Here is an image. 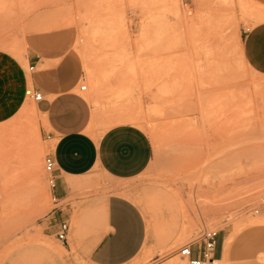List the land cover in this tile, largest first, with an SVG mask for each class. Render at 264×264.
Returning a JSON list of instances; mask_svg holds the SVG:
<instances>
[{
	"label": "rangeland",
	"instance_id": "obj_1",
	"mask_svg": "<svg viewBox=\"0 0 264 264\" xmlns=\"http://www.w3.org/2000/svg\"><path fill=\"white\" fill-rule=\"evenodd\" d=\"M261 22L264 0H0V264H89L38 226L55 205L25 76L28 38L50 33L72 37L90 128L130 123L151 140L141 175L98 173L76 191L141 208L147 240L128 264H188L179 249L204 227L218 231L217 259L234 235L228 264H264V76L242 53Z\"/></svg>",
	"mask_w": 264,
	"mask_h": 264
},
{
	"label": "crops",
	"instance_id": "obj_2",
	"mask_svg": "<svg viewBox=\"0 0 264 264\" xmlns=\"http://www.w3.org/2000/svg\"><path fill=\"white\" fill-rule=\"evenodd\" d=\"M262 36L264 22L246 32L242 53L246 65L264 76ZM72 43L71 35L65 33L28 38L27 59L34 70L25 76V84L43 95L42 100L35 101V107L45 127L49 154L55 160L51 194L59 199L39 222L40 236L56 243L60 223L68 221V241H59L65 249L71 251L73 247L89 264H128L141 254L147 240V220L141 208L121 193L82 202L76 191L83 178L98 173L113 182L135 179L151 162L152 143L143 129L130 123L112 125L103 131L90 128L91 106L80 93L82 63L69 51ZM234 240V235L226 238L225 254L215 264H228ZM171 242L172 238L164 240L165 244ZM40 250L51 254L46 248ZM51 263L42 260L37 264Z\"/></svg>",
	"mask_w": 264,
	"mask_h": 264
},
{
	"label": "built area",
	"instance_id": "obj_3",
	"mask_svg": "<svg viewBox=\"0 0 264 264\" xmlns=\"http://www.w3.org/2000/svg\"><path fill=\"white\" fill-rule=\"evenodd\" d=\"M30 70H34V66L30 67ZM81 91H85L87 86H81ZM26 95L34 101H40L43 99L41 92L34 89H28ZM44 168L49 175L50 189L55 187V177L53 172L55 170V160L52 155H47L44 159ZM52 195V202L54 205L59 203V199ZM70 226L68 221L60 223L56 232V238L62 242L67 243L68 233ZM179 255L188 261V264H213L218 258V231L203 228L192 239L179 249Z\"/></svg>",
	"mask_w": 264,
	"mask_h": 264
},
{
	"label": "bare ground",
	"instance_id": "obj_4",
	"mask_svg": "<svg viewBox=\"0 0 264 264\" xmlns=\"http://www.w3.org/2000/svg\"><path fill=\"white\" fill-rule=\"evenodd\" d=\"M258 5V4H257ZM263 6V5H262ZM256 13H257V11H256ZM258 15V14H257ZM258 17V16H257ZM256 17V18H257ZM263 17V16H262ZM262 17H261V20H262ZM214 27H216V26H214ZM205 47V46H204ZM128 118V117H127ZM128 120H129V118H128ZM134 120H135V118H134ZM140 121V120H139ZM184 229H185V227H184ZM58 251V250H57ZM60 254V253H59ZM216 263V260H215V262L213 263V264H215ZM169 264H183V263H180V262H170ZM185 264V263H184Z\"/></svg>",
	"mask_w": 264,
	"mask_h": 264
},
{
	"label": "snow or ice",
	"instance_id": "obj_5",
	"mask_svg": "<svg viewBox=\"0 0 264 264\" xmlns=\"http://www.w3.org/2000/svg\"><path fill=\"white\" fill-rule=\"evenodd\" d=\"M261 49H262V54H264V36L261 37Z\"/></svg>",
	"mask_w": 264,
	"mask_h": 264
}]
</instances>
